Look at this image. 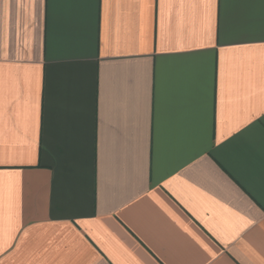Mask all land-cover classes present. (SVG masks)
Masks as SVG:
<instances>
[{"label":"crops","instance_id":"crops-1","mask_svg":"<svg viewBox=\"0 0 264 264\" xmlns=\"http://www.w3.org/2000/svg\"><path fill=\"white\" fill-rule=\"evenodd\" d=\"M0 264H264V0H0Z\"/></svg>","mask_w":264,"mask_h":264}]
</instances>
